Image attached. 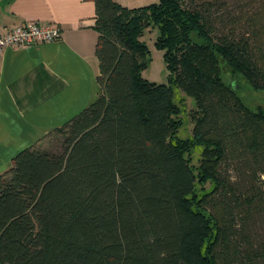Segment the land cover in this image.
<instances>
[{"label": "trees", "instance_id": "16d2710c", "mask_svg": "<svg viewBox=\"0 0 264 264\" xmlns=\"http://www.w3.org/2000/svg\"><path fill=\"white\" fill-rule=\"evenodd\" d=\"M92 1L100 93L54 148L25 147L0 174V264H264V110L222 73L264 90V51L230 13L241 1ZM153 26L167 83L141 75ZM176 90L195 101L187 137Z\"/></svg>", "mask_w": 264, "mask_h": 264}, {"label": "crops", "instance_id": "0c3cea01", "mask_svg": "<svg viewBox=\"0 0 264 264\" xmlns=\"http://www.w3.org/2000/svg\"><path fill=\"white\" fill-rule=\"evenodd\" d=\"M94 16L92 0H0V34L29 21L59 28L55 40L0 51V174L100 93Z\"/></svg>", "mask_w": 264, "mask_h": 264}, {"label": "rangeland", "instance_id": "374dc122", "mask_svg": "<svg viewBox=\"0 0 264 264\" xmlns=\"http://www.w3.org/2000/svg\"><path fill=\"white\" fill-rule=\"evenodd\" d=\"M123 6L126 7H139L155 3L158 0H116ZM241 1V2H240ZM240 2V7L237 5V9L230 7V13H236L235 15H241L244 22L249 20L252 26H248L249 36L256 38V44L259 45L258 49L264 51V0H228V5H236ZM244 27V29L246 28ZM158 35V28L153 26L151 29L144 31L141 39L145 42L148 48V63L142 69L141 75L149 81H154L156 83H167L168 82V68L163 56V50L156 46V37ZM254 38V40H255ZM250 39V37H249ZM222 73L224 79L234 86L237 90L239 96L242 98L243 102L247 104L250 108L260 107L264 110V90L253 89L250 84L239 74L232 71L230 67L225 65L222 62ZM175 98L179 107V118L182 120V126L178 132L181 137L190 136L193 121L190 117L191 112L195 109V101L192 97L185 95L182 91L176 90ZM58 134L52 133L44 139L40 146L43 148H54L57 144ZM192 163L195 165L198 163L199 152L192 151L191 153ZM231 163V162H230ZM225 170H228V173L231 175L233 181H237L236 177V168L233 164L228 165ZM213 182L207 180L203 184H197L198 196L205 200V204L210 206V202H207V195L210 191ZM210 209L213 213L217 211V207H211ZM255 234H258V237L261 240H264V231L259 227V224L253 228Z\"/></svg>", "mask_w": 264, "mask_h": 264}, {"label": "built area", "instance_id": "2783aa9c", "mask_svg": "<svg viewBox=\"0 0 264 264\" xmlns=\"http://www.w3.org/2000/svg\"><path fill=\"white\" fill-rule=\"evenodd\" d=\"M58 37V26L50 22L29 21L16 24L0 34V51L5 47L26 48L34 43L52 41Z\"/></svg>", "mask_w": 264, "mask_h": 264}]
</instances>
